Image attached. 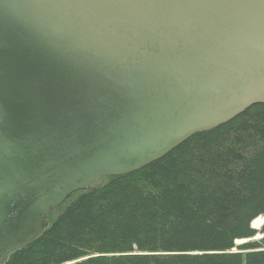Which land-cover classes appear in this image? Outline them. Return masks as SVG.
<instances>
[{
    "label": "water",
    "instance_id": "obj_1",
    "mask_svg": "<svg viewBox=\"0 0 264 264\" xmlns=\"http://www.w3.org/2000/svg\"><path fill=\"white\" fill-rule=\"evenodd\" d=\"M257 104L264 0H0V264L73 194Z\"/></svg>",
    "mask_w": 264,
    "mask_h": 264
},
{
    "label": "trees",
    "instance_id": "obj_2",
    "mask_svg": "<svg viewBox=\"0 0 264 264\" xmlns=\"http://www.w3.org/2000/svg\"><path fill=\"white\" fill-rule=\"evenodd\" d=\"M68 200L5 264H264V104Z\"/></svg>",
    "mask_w": 264,
    "mask_h": 264
},
{
    "label": "bare ground",
    "instance_id": "obj_3",
    "mask_svg": "<svg viewBox=\"0 0 264 264\" xmlns=\"http://www.w3.org/2000/svg\"><path fill=\"white\" fill-rule=\"evenodd\" d=\"M264 217L263 216H259L258 218H256L253 222H252V227L256 228L257 230H260L264 224ZM261 227V228H260ZM259 235V234H258ZM262 235V234H261ZM249 240H252V239H249ZM249 240H237V243L238 242H246V241H249Z\"/></svg>",
    "mask_w": 264,
    "mask_h": 264
},
{
    "label": "rangeland",
    "instance_id": "obj_4",
    "mask_svg": "<svg viewBox=\"0 0 264 264\" xmlns=\"http://www.w3.org/2000/svg\"><path fill=\"white\" fill-rule=\"evenodd\" d=\"M72 200H73V199H72ZM70 202H71V199L68 200L64 206L68 205ZM263 221H264V220H263ZM261 227H262V226H261ZM261 227H260V228H261ZM261 237H262V235L259 234L256 238H261ZM241 243H243V242H238V243H236V244L239 245V244H241Z\"/></svg>",
    "mask_w": 264,
    "mask_h": 264
}]
</instances>
